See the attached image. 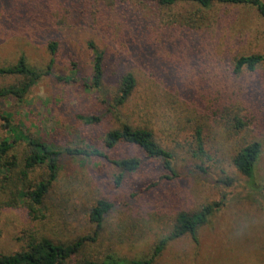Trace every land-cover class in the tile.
Wrapping results in <instances>:
<instances>
[{
    "label": "rangeland",
    "instance_id": "rangeland-1",
    "mask_svg": "<svg viewBox=\"0 0 264 264\" xmlns=\"http://www.w3.org/2000/svg\"><path fill=\"white\" fill-rule=\"evenodd\" d=\"M83 1L88 9L79 15L74 0H0V66L24 55L32 66L45 68L51 59L48 44L56 40L55 71L71 77L77 62L80 75H75L81 79L91 71L88 42L94 40L105 53L109 94L116 90L119 74L133 71L137 78L133 95L120 109L121 121L149 125L174 151L177 176L167 177L160 162L144 159L142 169L125 173L118 185L116 165L64 156L40 219H31L24 208H0V253L24 249L31 232L62 243L93 234L90 209L107 198L115 207L98 239L77 259H102L110 253L146 258L174 228L180 212H197L221 201L199 229L197 241L188 235L172 240L154 264H264V64L255 72H232L238 57L264 53V17L250 5L157 7L133 0L116 7L118 0ZM190 21L207 27L187 25ZM13 80L0 76V86ZM0 105L27 132L60 148L99 143L104 129L120 124L103 96L79 79L47 76L23 101L9 98ZM215 113L228 121L237 115L246 126L208 122ZM87 115L102 120L89 124L82 118ZM198 127L205 154L197 156ZM253 140L262 142V153L250 180L232 160ZM112 154L142 156L127 144Z\"/></svg>",
    "mask_w": 264,
    "mask_h": 264
},
{
    "label": "trees",
    "instance_id": "trees-1",
    "mask_svg": "<svg viewBox=\"0 0 264 264\" xmlns=\"http://www.w3.org/2000/svg\"><path fill=\"white\" fill-rule=\"evenodd\" d=\"M133 0H118L117 6H122ZM151 3L157 7L171 6L178 3L197 4L207 9L215 4L223 5H250L264 17L263 0H138ZM75 10L79 15L87 12L86 2L74 0ZM73 10V12H76ZM190 21L187 25L193 27H207L203 23ZM77 25L82 21L77 20ZM139 30V27H137ZM186 32L189 30L185 29ZM141 32V31H139ZM143 35L151 37L148 30L142 29ZM189 33H187L188 35ZM204 35V34H201ZM194 37L191 36L190 40ZM91 51V71L88 76L77 78L80 68L77 62L73 63L74 75L65 77L58 74L55 69V57L59 51V42L50 40L48 49L51 59L45 68L32 66L24 55L16 63L0 66V76L13 78L11 84L0 86V100L16 98L23 101L31 88L42 78L51 77L63 81L81 80L86 88L94 90L103 96L108 102L109 111L120 121L118 127L104 129L100 142H90L85 146L60 148L46 141L42 136H35L26 131L21 123H16L14 113L0 105V208H24L31 219L42 217V208L50 194L53 184L60 177L61 163L64 156H81L87 159H100L116 165L120 173L116 176V184H121L125 173H136L142 169L144 159L160 162L161 167L169 173L167 177L177 176L174 166V151L165 147L149 125L131 124L121 121L120 109L125 107L137 87V78L133 71L123 72L117 77V88L109 94L105 80L107 77L106 57L94 40L88 42ZM264 64V53H254L238 57L232 68L234 74H242L244 70L255 72L260 65ZM73 70V71H74ZM206 118L217 126L224 122L234 121L233 128H242L246 122L234 115L230 121L217 113ZM89 124H95L102 120L98 116H82ZM196 142L198 145L195 154L204 155L205 146L203 141L202 127L196 130ZM121 144H127L138 148L142 156L131 155L128 157H116L112 152ZM112 151V152H111ZM262 153V142L258 140L248 141L240 147L233 157L234 167L244 176L253 180L256 166ZM203 170L201 164H197ZM42 172V174H40ZM159 182L152 183L154 187ZM222 205L221 201L204 205L199 211L188 213L180 212L171 232L162 237L154 246L150 257L128 259L117 254L110 253L100 258H79L89 243H93L101 234L106 216L111 213L115 203L107 198L99 199L90 209L89 221L96 227L93 234L79 237L68 242H56L55 240L31 232L27 236V244L24 249L15 253H0V264H154L156 258L167 248L172 240L191 236L195 241L198 239L199 229L208 223L216 209Z\"/></svg>",
    "mask_w": 264,
    "mask_h": 264
}]
</instances>
